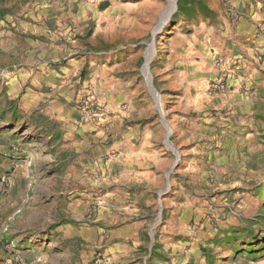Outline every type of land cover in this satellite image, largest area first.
Instances as JSON below:
<instances>
[{"label":"rangeland","instance_id":"obj_1","mask_svg":"<svg viewBox=\"0 0 264 264\" xmlns=\"http://www.w3.org/2000/svg\"><path fill=\"white\" fill-rule=\"evenodd\" d=\"M72 1L74 16L65 13L53 28L38 19L48 0H0V83L25 79L24 88L42 92L32 113L19 112L20 142L41 145L51 125L43 112L56 111L48 95L55 88L64 92L61 109L70 118L79 115L77 99L90 92L95 118L113 109L131 112V122H138L142 114L141 122L158 125L154 142L171 150L168 159L158 150L161 182L134 192L140 208L130 220L145 218L150 225L138 232L140 244L104 243L88 264L113 256L155 264H264V45L252 50L251 42L264 39V17H254L264 14V0H176L175 10L172 0ZM106 121H99L92 132H98L96 145L81 157L41 146L20 150L23 192L91 193L82 222L113 200L108 193L123 196L127 190L110 175L123 172L122 142L103 140ZM64 158L65 165L58 164ZM119 223H102L100 235Z\"/></svg>","mask_w":264,"mask_h":264},{"label":"crops","instance_id":"obj_2","mask_svg":"<svg viewBox=\"0 0 264 264\" xmlns=\"http://www.w3.org/2000/svg\"><path fill=\"white\" fill-rule=\"evenodd\" d=\"M144 4L146 3H141V5ZM65 13L74 16L76 13L74 1L48 0L39 10L38 19L42 20L43 24L48 23L54 28L56 24L61 23ZM254 17L261 19L264 14L256 13ZM98 30L93 34L95 35ZM263 41L260 35L253 39L252 50L260 51L264 45ZM260 76V72L254 69L252 82L258 85L261 81ZM46 79L47 76L39 83L44 84ZM25 81V79L14 77L4 84L0 83V176L6 177L8 181L7 187L0 182V264H88L93 254L101 250L100 245L104 243L114 241L110 245L126 246L131 242L135 247L130 245L127 247L136 248L141 242L138 232L148 230L150 225L145 218L130 220L140 208L135 199V189H139L142 184L153 183L155 186L157 179L161 182V170H158L161 165L157 161L161 151L158 150L164 148L162 156H165V159H168L171 152L167 147L158 146L159 144L153 140L151 132L152 128H157V123L141 122L142 114L138 115V122H131L133 119L130 117L131 112L117 113L113 112V109H111L112 113H107L103 118H95L96 114L87 117L80 106L81 97L76 102L79 115L70 118L68 112L61 109L65 98L62 97L64 92L61 90V92H55L54 88L48 95L50 96L49 106L56 111L43 112L44 116H48L51 125L49 130L41 136V145H39L40 140L36 143L20 142L23 137H20L17 131L20 127L19 112L32 113L36 100L42 95L40 90L24 88ZM48 86L49 84L46 85V89ZM103 119L109 121L105 127L108 131L103 140L113 141L114 144L115 140L122 142L120 153L123 160V172L114 169L110 171V175L112 180L118 181L116 185L121 184L127 190L123 196L117 192L108 193L107 196L113 197V200L106 199L100 207L101 211L99 210L93 219L82 222L80 218L89 211L93 203L94 197L91 193L85 197L72 198L61 191V188L55 194L45 189L32 191L29 194L23 192L20 150L28 153L29 150L41 146L38 150L42 149L43 152L56 148L58 152L63 153L79 152L75 158L81 157L96 145L94 136L98 132L94 134L92 132ZM100 130L104 128L100 127ZM115 130L118 131L115 132ZM29 136L30 140H33L34 135ZM115 146L112 145V147ZM84 148L86 151L82 152ZM65 159L58 160V164L65 165ZM118 171L119 175L113 176ZM44 179L46 177H43ZM35 187L37 188L36 184ZM157 190H149L148 196L152 197ZM189 205L188 207H191ZM118 216L120 217L116 219L115 217ZM186 216L187 212L184 213L185 218ZM114 221H120V223L108 230V236L100 235L103 231L100 225L104 226ZM168 228L170 231L176 229L171 223L168 224ZM156 260L119 259L113 256L112 259H105L103 264H127L128 262L155 264ZM180 260L170 263L158 261L156 264H183L189 261Z\"/></svg>","mask_w":264,"mask_h":264},{"label":"built area","instance_id":"obj_3","mask_svg":"<svg viewBox=\"0 0 264 264\" xmlns=\"http://www.w3.org/2000/svg\"><path fill=\"white\" fill-rule=\"evenodd\" d=\"M223 61L221 59H217L215 61L216 64H221ZM95 101V97L94 95H91V93L89 92V94L87 95V97H81V100H80V106H81V109H82V112L85 114V116L87 117H91L93 116V113L95 112L93 109L95 108L93 105H92V102ZM98 105H101V103H97V106ZM93 111V113H92ZM0 182L3 183L4 187H7L8 186V181L6 179V177L4 176H0Z\"/></svg>","mask_w":264,"mask_h":264},{"label":"bare ground","instance_id":"obj_4","mask_svg":"<svg viewBox=\"0 0 264 264\" xmlns=\"http://www.w3.org/2000/svg\"><path fill=\"white\" fill-rule=\"evenodd\" d=\"M170 4H171V10H172V8H174V0H172V1L170 2ZM166 16H167V15H166ZM167 17H168V16H167ZM165 19H166V18H163V19H162V21H161V25L163 24V22H164ZM150 49L152 50L151 46H150ZM151 50H150V51H151ZM150 53H151V52H150ZM143 70H144V72L148 75L147 64L144 66V69H143ZM150 89H151V91H152L154 94H156L152 86H150Z\"/></svg>","mask_w":264,"mask_h":264},{"label":"water","instance_id":"obj_5","mask_svg":"<svg viewBox=\"0 0 264 264\" xmlns=\"http://www.w3.org/2000/svg\"><path fill=\"white\" fill-rule=\"evenodd\" d=\"M175 2H176V0H174V10H175V8H176V6H175ZM153 89H154V87H153ZM155 90V89H154ZM171 147H173L172 145H171Z\"/></svg>","mask_w":264,"mask_h":264}]
</instances>
